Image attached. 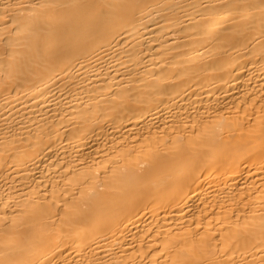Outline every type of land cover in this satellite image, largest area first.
Here are the masks:
<instances>
[{"label": "bare ground", "instance_id": "obj_1", "mask_svg": "<svg viewBox=\"0 0 264 264\" xmlns=\"http://www.w3.org/2000/svg\"><path fill=\"white\" fill-rule=\"evenodd\" d=\"M0 264H264V0H0Z\"/></svg>", "mask_w": 264, "mask_h": 264}]
</instances>
